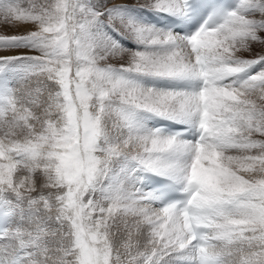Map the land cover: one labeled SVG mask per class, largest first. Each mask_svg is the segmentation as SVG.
<instances>
[{
    "label": "snow or ice",
    "instance_id": "snow-or-ice-1",
    "mask_svg": "<svg viewBox=\"0 0 264 264\" xmlns=\"http://www.w3.org/2000/svg\"><path fill=\"white\" fill-rule=\"evenodd\" d=\"M228 4L0 0V264H264V0Z\"/></svg>",
    "mask_w": 264,
    "mask_h": 264
},
{
    "label": "rangeland",
    "instance_id": "rangeland-1",
    "mask_svg": "<svg viewBox=\"0 0 264 264\" xmlns=\"http://www.w3.org/2000/svg\"><path fill=\"white\" fill-rule=\"evenodd\" d=\"M21 2H22V4H23V6L26 7V6L28 5V3H29V0H21ZM132 2H134V0H129V3H132ZM141 2H143V0H141ZM1 18H2V17H1ZM133 20H135V19H133ZM135 21H137V20H135ZM5 22H6V23H9V22H7V21H5ZM137 22H139V21H137ZM6 23L2 24V25L5 27V28H3V29H5L4 35H11V34H17V33H18V32H12V31H13L14 27H16L17 25L20 24L19 22L9 23L8 25H7ZM139 23L143 24L142 22H139ZM30 24H31V23H30ZM144 25H145V24H144ZM31 27H32L33 29L35 28V26L32 25V24H31ZM27 33H28V32H27ZM18 35H19V34H18ZM123 35H124V34H123ZM125 36L128 37L127 35H125ZM130 39H131V38H130ZM132 40H133V39H132ZM9 51H10V50H9ZM244 58H251V57H250V54L245 53V54H244ZM126 61H127V58L121 59V58H119V57H116V58L111 59V60L108 61V62H109V63H112V64H114V65H116L117 67H119L121 63H124V64H125ZM36 84H37V78H36V77H32L27 83L22 84V85H18V87H21L23 91H27L28 89H34L35 86H36ZM45 95H47V94L45 93ZM125 239H126V236L120 240V244H121V245L124 243V240H125ZM141 244H142V241H141ZM141 250H143L142 247H141ZM121 251L123 252V248H121Z\"/></svg>",
    "mask_w": 264,
    "mask_h": 264
},
{
    "label": "bare ground",
    "instance_id": "bare-ground-1",
    "mask_svg": "<svg viewBox=\"0 0 264 264\" xmlns=\"http://www.w3.org/2000/svg\"><path fill=\"white\" fill-rule=\"evenodd\" d=\"M4 23H6L5 20L0 17V35H4L5 29H3V28H5V27L2 25ZM19 23H20L19 25L14 27L12 32H18L17 34H27V32H29L30 30H33L30 23H27V24L22 23V22H19ZM6 24L8 25L9 23H6ZM10 51H14V50H10ZM126 63H127V61H126Z\"/></svg>",
    "mask_w": 264,
    "mask_h": 264
}]
</instances>
